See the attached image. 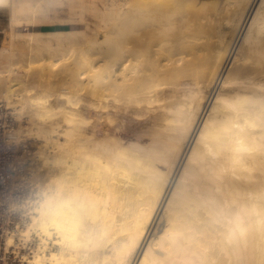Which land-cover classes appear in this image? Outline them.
I'll return each mask as SVG.
<instances>
[{
    "label": "bare ground",
    "instance_id": "6f19581e",
    "mask_svg": "<svg viewBox=\"0 0 264 264\" xmlns=\"http://www.w3.org/2000/svg\"><path fill=\"white\" fill-rule=\"evenodd\" d=\"M0 9L19 41L0 44V99L37 141L27 197L43 188L15 231L20 264H264V0ZM59 18L76 28L13 31ZM121 117L147 124L124 140Z\"/></svg>",
    "mask_w": 264,
    "mask_h": 264
},
{
    "label": "rangeland",
    "instance_id": "374dc122",
    "mask_svg": "<svg viewBox=\"0 0 264 264\" xmlns=\"http://www.w3.org/2000/svg\"><path fill=\"white\" fill-rule=\"evenodd\" d=\"M0 13H1L0 44H1V41L11 43L13 39L7 37L8 36L7 34H9V32L5 31V29L9 25L8 12L6 9H0ZM21 20L22 19L17 21L15 28L13 30L16 35L17 34L18 35L19 34L25 35V34H28L29 32H32V31H54V29L55 30H68V29H75L76 28L75 26H73L67 22H64L63 18L62 19L59 18V20L54 21L52 24L51 23H49V24L48 23L47 24L42 23V24H40V26H42V27H38V26L32 27L29 20H22V21ZM61 22H62V24H61ZM10 33H13V32L11 31ZM14 41L15 42L17 41L16 43L19 44L18 40H13V42ZM32 77H33V75H32ZM32 77L30 76L29 78H32ZM32 80H33V78H32ZM43 83H44V81H43ZM56 83H58V84L56 85ZM45 84H47L46 81H45ZM54 84H55V86H54L53 90L60 92L61 89L57 88L60 83L58 81L57 82L55 81ZM60 88H62V86H60ZM56 89H58V90H56ZM89 99H90L89 95L87 96L86 94H84V101L88 102ZM87 102H86V104H87ZM5 104L6 103L4 101H2V99H0V114H1L2 119L5 116H9L12 118L14 117V118H13L12 125L10 123L9 128L5 132V133H7V135H3V137H2V146L0 149V171L2 174V176H1V188H0V210H1V249H0L1 250L0 251L1 252V255H0L1 261H0V264H20L19 260H17L18 258H17V255H15V252L18 251L21 254L23 252L28 253V252H30L29 248H30L31 244L23 246V245H21L22 243L19 242V238L17 236H15L16 235L15 234L16 228L17 227H21V228L23 227L22 221L25 220L26 217L22 216V212L19 211L18 208H14V207L12 208V206H13V204L19 205L21 201H23L25 198H28L29 196H31L32 191H30V190L32 187L29 186V184H25L26 182L24 180H23L24 182H22L21 178L25 176L24 174L28 171V168H30L29 167L30 159L32 158V156L35 152V147H34L35 144L34 143H37V141L35 139H33L31 136L27 137L23 133H19L20 134L19 135L18 133L15 132L16 134H14L13 131H17V130L21 131L20 130L21 127H19V129L17 128L21 123H22L21 124L22 129L25 126L26 127L30 126L29 122L26 123V121H29L28 116L26 113L16 115L15 112H17V111L13 110L14 109L13 107H10V108L8 107L9 109H7V106H6V108H5ZM84 107H86V106H84ZM85 110H86V112H85ZM85 110H83V113L85 116L90 117V118H91V116L93 117V121H95V123H94L95 128L94 129L96 130L98 135H101L106 130L110 131V129H108V126L106 125V123H102L100 116L97 115L94 110H92V109L89 110L88 107ZM14 115L17 118L16 120H15ZM120 119L122 121L119 122L120 120L118 119L119 123L117 122V119H116L115 123H116L117 129L115 130V132L118 136H120L124 140L134 138V137H138V135L144 129V126L147 124V121L144 123V122L135 121L132 118H127V117H121ZM16 128H17V130H16ZM16 135H18V136L16 137ZM19 136L21 138H19V140H18ZM15 139L18 140L17 143H16ZM16 174L17 175L19 174L20 176L18 175L19 176L18 177ZM21 175H22V177H21ZM18 222H20V223H18ZM16 223L18 225H16ZM10 237L14 238V241L18 245L20 251L15 249V247L7 246V240ZM22 246L26 247V248L21 249Z\"/></svg>",
    "mask_w": 264,
    "mask_h": 264
},
{
    "label": "built area",
    "instance_id": "2783aa9c",
    "mask_svg": "<svg viewBox=\"0 0 264 264\" xmlns=\"http://www.w3.org/2000/svg\"><path fill=\"white\" fill-rule=\"evenodd\" d=\"M10 123H11V125L13 123V118L12 117L5 116L2 119L1 114H0V149H1V146H2V137H3V135H7V133H5V132L9 128V124ZM1 176H2V174H1V171H0V188H1ZM0 249H1V210H0ZM0 255H1V252H0ZM0 261H1V256H0Z\"/></svg>",
    "mask_w": 264,
    "mask_h": 264
},
{
    "label": "clouds",
    "instance_id": "9594fccd",
    "mask_svg": "<svg viewBox=\"0 0 264 264\" xmlns=\"http://www.w3.org/2000/svg\"><path fill=\"white\" fill-rule=\"evenodd\" d=\"M43 189V188H42ZM42 189H40L34 196L30 198H25L23 201L20 202L19 205H13L14 208H18L19 211H21L23 214L27 215V213L31 210L33 207V202H35L38 198L42 200L43 195H42ZM28 216V215H27Z\"/></svg>",
    "mask_w": 264,
    "mask_h": 264
},
{
    "label": "snow or ice",
    "instance_id": "6c2138e0",
    "mask_svg": "<svg viewBox=\"0 0 264 264\" xmlns=\"http://www.w3.org/2000/svg\"><path fill=\"white\" fill-rule=\"evenodd\" d=\"M174 180H175V178H173V182H174ZM166 197H167V194L165 195V199H164V201H162V203H166L167 201H166ZM161 211H162V208H161ZM157 219H159V213H157V217H156Z\"/></svg>",
    "mask_w": 264,
    "mask_h": 264
},
{
    "label": "crops",
    "instance_id": "0c3cea01",
    "mask_svg": "<svg viewBox=\"0 0 264 264\" xmlns=\"http://www.w3.org/2000/svg\"><path fill=\"white\" fill-rule=\"evenodd\" d=\"M0 20H1V13H0Z\"/></svg>",
    "mask_w": 264,
    "mask_h": 264
}]
</instances>
